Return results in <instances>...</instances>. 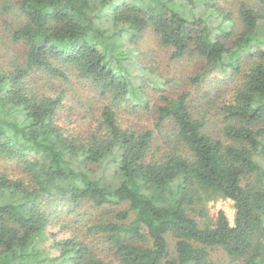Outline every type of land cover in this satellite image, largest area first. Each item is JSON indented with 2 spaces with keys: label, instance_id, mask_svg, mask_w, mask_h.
I'll list each match as a JSON object with an SVG mask.
<instances>
[{
  "label": "trees",
  "instance_id": "obj_1",
  "mask_svg": "<svg viewBox=\"0 0 264 264\" xmlns=\"http://www.w3.org/2000/svg\"><path fill=\"white\" fill-rule=\"evenodd\" d=\"M0 12V161L19 168L0 166V264H107L103 251L109 264H217L215 247L229 264H264V0L237 3L238 24L221 0H3ZM147 29L171 58L203 60L191 87L215 86L194 105L191 91L159 95L155 126L173 128L162 147L116 111L173 81L140 63ZM71 77L109 101L87 134L59 122L65 89L52 81ZM218 197L233 225L222 210L201 224L192 210ZM84 202L125 208L76 218Z\"/></svg>",
  "mask_w": 264,
  "mask_h": 264
},
{
  "label": "rangeland",
  "instance_id": "obj_2",
  "mask_svg": "<svg viewBox=\"0 0 264 264\" xmlns=\"http://www.w3.org/2000/svg\"><path fill=\"white\" fill-rule=\"evenodd\" d=\"M3 0H0V2ZM14 0H11V2ZM242 0H221L224 7L232 9L233 17L235 18L236 24H238V18L236 13L237 3ZM8 15H4L0 12V18L7 19ZM9 19V18H8ZM13 21V20H11ZM15 22V21H13ZM1 25V20H0ZM2 25L0 26L1 29ZM136 44L139 49V58L141 64H146L151 67L154 73L162 78L173 79L171 85L165 86L167 90L163 93L149 91L147 88V100L148 107H137L131 110L132 101L128 103H123L122 105L116 107V111L120 122L123 126H127L132 129H152L155 134L154 144L156 146L162 147L164 145V140L171 137L173 133L172 125L169 122H163L159 128L155 126L157 119L156 104L159 103L160 94H174L182 89L186 91H191V105L194 103L199 104L200 100L198 98L207 92H213L215 86L204 84L201 87L193 86L191 87L188 82V77L194 74L198 69L202 67L203 60L195 55H185L180 58H171L170 50L166 47L160 45L155 34L152 33L150 29L143 32L141 37L136 40ZM139 70H137V75ZM73 74V73H72ZM153 77V75H149ZM32 82L38 85H43L47 83V76L43 73L34 74L31 78ZM52 81V80H50ZM45 82V83H44ZM186 82V83H185ZM43 83V84H41ZM52 83L60 85L65 89L63 108L60 109V124L63 128H69L70 133L87 134V131L93 125V116L98 115L100 109L104 103H108V98L101 97L98 90L94 88L87 80L71 77L68 82H59L58 80H53ZM216 85V84H215ZM221 86L220 84L216 87ZM232 84L229 83L224 87H231ZM222 87V88H224ZM204 88V89H202ZM202 89V90H201ZM197 111V108H192ZM214 112V111H212ZM210 120L209 125L212 130L217 129V123L214 114L209 115ZM0 166L2 168L6 167L7 171L11 172L19 170L18 165L15 162H3L0 161ZM75 210L76 218H79L78 214H82L80 219H91L96 220L103 217L104 219L113 218L114 214L125 206H114L112 214L104 213L105 208H93L90 207V202H84ZM205 209H200L196 207L192 210L191 214L197 218L201 224L213 223L217 218L218 212L223 211L229 224L233 225L235 210L233 206V201L228 198H214L204 203ZM60 208V205L58 206ZM84 212H87L86 215ZM204 213V214H202ZM132 218V214H129V219ZM128 219V220H129ZM74 220V219H73ZM49 231L56 233V237L62 236V232L57 227H50ZM170 251L172 253L173 241L169 240ZM100 256L104 261L109 264L113 263V258L106 251L100 252ZM209 260L214 261L217 264H229L230 259L228 255L221 248L210 249ZM115 264V262H114ZM236 264H241L237 262Z\"/></svg>",
  "mask_w": 264,
  "mask_h": 264
}]
</instances>
